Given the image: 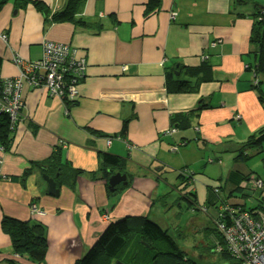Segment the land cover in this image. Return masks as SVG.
I'll list each match as a JSON object with an SVG mask.
<instances>
[{
	"label": "crops",
	"instance_id": "obj_1",
	"mask_svg": "<svg viewBox=\"0 0 264 264\" xmlns=\"http://www.w3.org/2000/svg\"><path fill=\"white\" fill-rule=\"evenodd\" d=\"M35 1L47 13L13 0L0 8L2 76L19 74L15 54L40 59L48 40L75 47L87 69L68 115L46 88L22 91L12 145L0 148V174L24 178L0 181V264H34L13 254L3 216L47 227L43 264H75L113 221L147 217L161 226L163 217L179 231L178 210L185 202L192 211L186 191L211 221L223 203L259 205L248 178L264 180V146L246 150V159L239 149L264 129V75L256 87L251 72L260 63L251 33L264 0H159L148 14V0H84L75 17L89 26L52 20L69 0ZM201 104L207 107L196 110ZM191 111L187 121L178 117ZM57 147L63 162L86 173L74 190L62 185L52 196L43 174L28 168ZM103 153L124 158L127 183L114 191L99 173ZM33 202L43 214L32 215Z\"/></svg>",
	"mask_w": 264,
	"mask_h": 264
},
{
	"label": "trees",
	"instance_id": "obj_2",
	"mask_svg": "<svg viewBox=\"0 0 264 264\" xmlns=\"http://www.w3.org/2000/svg\"><path fill=\"white\" fill-rule=\"evenodd\" d=\"M8 0H0V8ZM84 0H69L66 7L60 11L55 12L51 17L53 21L68 20L73 23L83 26H89L90 22H86L82 18H76V14L82 7ZM16 8H25L27 5L32 4L36 9L47 13V7L40 1L35 0H13ZM151 7H147L146 14L150 13L154 8L159 5V0H148ZM251 42L258 49L259 67L254 72L259 75V72L264 75V14L256 16L255 23L252 27ZM203 61L207 58L203 56ZM252 70V69H251ZM252 72V71H251ZM254 80V78H253ZM255 83V82H253ZM257 81L254 86H258ZM182 86V85H181ZM180 86L179 91L183 90ZM73 106V105H72ZM206 105H199L196 110L206 108ZM195 111V110H194ZM188 114L180 115L179 118H186L189 120L192 116ZM189 115V116H188ZM193 115V114H192ZM128 120H125L122 126L121 135L127 132ZM13 131L11 129L10 119L8 114L0 113V148L7 152L13 142ZM264 146V129H260L255 134L251 135L239 149V157L246 159V150H258ZM99 173L101 177L107 181L106 187L108 188V179L114 173H109V169L118 170L123 173L124 158L111 153H103L100 156ZM37 169L41 174L47 175L54 179L57 187L65 185L71 189H75L76 180L86 172L71 167L62 161L60 148H55L48 158L42 161H31L28 173L30 170ZM117 171V172H118ZM181 177L185 175L181 172ZM88 175L95 179L96 172H90ZM254 178H259L263 184L264 180L257 175H250ZM249 176V177H250ZM248 178V177H247ZM24 178L21 177H4L0 174V180L11 182H20ZM250 183V189L257 191ZM129 184V183H128ZM124 187H117V190H122ZM116 190V191H117ZM108 191V190H107ZM259 205L251 208H245L243 205H235L234 207L229 204H222L218 213L213 217V223L216 227L218 242L214 245V252L219 255L221 261H230V254L225 248L224 239L219 232L216 221L221 218L227 210L234 214L241 211L250 213L256 211H264V186L260 189ZM109 192V191H108ZM115 192H112L114 194ZM111 194V193H109ZM190 203L189 208L192 211L201 210L207 211V207H199L196 204L195 193L186 191ZM261 197V198H260ZM184 198V197H183ZM229 223V220H224ZM1 228L3 232L9 237L13 254L25 258L34 264H43L47 253V227L34 220L27 221L18 220L12 217L3 216L1 220ZM221 246V247H220ZM222 248V251L219 250ZM11 262V261H10ZM199 264L190 260L185 256L183 251L174 241L167 229H163L158 223L152 221L147 217H127L109 223L104 231L100 234L92 246L75 262V264ZM13 263V262H12Z\"/></svg>",
	"mask_w": 264,
	"mask_h": 264
},
{
	"label": "built area",
	"instance_id": "obj_3",
	"mask_svg": "<svg viewBox=\"0 0 264 264\" xmlns=\"http://www.w3.org/2000/svg\"><path fill=\"white\" fill-rule=\"evenodd\" d=\"M12 62L19 70L17 76L10 78L0 73V113L8 114L11 129L20 117L22 91L26 86L46 88L51 96L67 102L65 114H69L77 100L78 84L84 79L87 69L86 58L79 56L75 47L48 40L43 43L40 59L27 60L15 54ZM252 73L256 83L258 76L254 70ZM239 117L236 115L237 119ZM175 131L171 129L172 133ZM251 179L252 186L262 190L263 182L259 178ZM31 208L32 214H43L35 205ZM224 220H229V223ZM216 222L225 248L231 256L230 261H222L220 264H264V211H241L234 214L227 210Z\"/></svg>",
	"mask_w": 264,
	"mask_h": 264
},
{
	"label": "rangeland",
	"instance_id": "obj_4",
	"mask_svg": "<svg viewBox=\"0 0 264 264\" xmlns=\"http://www.w3.org/2000/svg\"><path fill=\"white\" fill-rule=\"evenodd\" d=\"M61 102H63L64 106L67 103L63 100H61ZM254 153L255 151H252L253 157L256 156L254 155ZM260 166L261 170L264 169V164H261ZM251 178L252 176L248 178V181L252 183ZM256 189L260 190L259 188ZM32 205H35L37 208H39V206L33 202L30 204V211L32 210ZM186 205L187 204L184 202L182 209L178 210V214L174 217L177 221V223L175 224L177 225L179 231L175 230L176 227H166V224L168 223L163 217H160V222L161 224H163L161 226H163L164 228H168L167 230L173 237L176 244L183 251L185 256L190 260H193L194 262H197L199 264H220L222 261L221 259H219V255L214 252L215 250L213 248L214 245L218 242L219 236L213 221L208 220L206 215L200 210V212L198 211L193 213L191 210L186 208ZM173 212L174 210L170 213ZM209 213L213 214V210L209 211ZM34 214L37 215V213H33L32 215Z\"/></svg>",
	"mask_w": 264,
	"mask_h": 264
},
{
	"label": "water",
	"instance_id": "obj_5",
	"mask_svg": "<svg viewBox=\"0 0 264 264\" xmlns=\"http://www.w3.org/2000/svg\"><path fill=\"white\" fill-rule=\"evenodd\" d=\"M43 179L46 181L48 185V193L52 196H58L60 190L56 186V182L54 181V179L47 175H43ZM126 183L127 182H126L125 174L115 173L112 174L111 177L108 179V188L110 191H114L115 187L118 184L125 185Z\"/></svg>",
	"mask_w": 264,
	"mask_h": 264
}]
</instances>
